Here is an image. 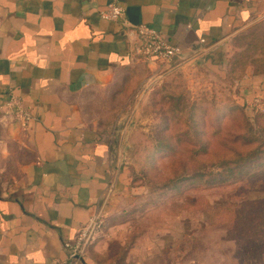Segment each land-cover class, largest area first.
Segmentation results:
<instances>
[{
	"label": "crops",
	"instance_id": "1",
	"mask_svg": "<svg viewBox=\"0 0 264 264\" xmlns=\"http://www.w3.org/2000/svg\"><path fill=\"white\" fill-rule=\"evenodd\" d=\"M110 3L182 49L174 69L223 71L225 46L264 23V0H0V264H74L65 244L99 216L78 264H202L191 221L146 209L121 144L86 119L87 93L169 70L137 60L134 33L101 17ZM238 93L264 99V71L250 66ZM12 96L28 122L6 110Z\"/></svg>",
	"mask_w": 264,
	"mask_h": 264
},
{
	"label": "rangeland",
	"instance_id": "2",
	"mask_svg": "<svg viewBox=\"0 0 264 264\" xmlns=\"http://www.w3.org/2000/svg\"><path fill=\"white\" fill-rule=\"evenodd\" d=\"M242 35L225 46L223 71L200 58L172 65L152 82L125 74L83 97L87 121L107 132L115 149L121 144L142 202L160 197L169 204L168 217L191 221L192 254L202 264H264V246L255 256L247 253L248 245H259L248 233L257 214L264 218V165L234 182L226 180L231 169L222 162L226 153L234 161L230 149L238 154L233 168L264 161V111L238 93L253 55L260 52L264 61V23ZM188 204L192 209L183 216L181 206Z\"/></svg>",
	"mask_w": 264,
	"mask_h": 264
},
{
	"label": "built area",
	"instance_id": "3",
	"mask_svg": "<svg viewBox=\"0 0 264 264\" xmlns=\"http://www.w3.org/2000/svg\"><path fill=\"white\" fill-rule=\"evenodd\" d=\"M101 17L104 20L121 22L127 32L134 33L135 40L132 52L136 55L137 60L153 62L158 64L161 69H167L182 54L180 47L168 43L156 29L145 24L133 25L129 23L125 19V9L116 3H110L107 9L101 13ZM249 106L264 111V99L256 98L250 102ZM1 110L2 107H0ZM6 110L15 111L18 119L22 121L28 122L31 119L30 113L16 97L12 96L10 98L6 104ZM102 225L103 220L101 217H95L83 225L73 241L65 244V248L69 251V258L74 264H78L83 260L85 248L90 238L101 229Z\"/></svg>",
	"mask_w": 264,
	"mask_h": 264
},
{
	"label": "trees",
	"instance_id": "4",
	"mask_svg": "<svg viewBox=\"0 0 264 264\" xmlns=\"http://www.w3.org/2000/svg\"><path fill=\"white\" fill-rule=\"evenodd\" d=\"M240 37H238V38H240ZM238 38L235 39V40H238ZM259 54H260V52H257L256 56L253 55V59H251L250 63H252L251 66H254V68L257 69L258 71H264V64H263L264 61L261 60V57L259 56ZM261 64L263 66H261ZM145 73H146V76H147L148 71L146 70ZM230 152L234 153V161H233V159H231V156L229 157V155L227 153L225 155V158L222 159V162L228 163L227 167L229 169H231L229 171V173H230L229 177L226 179L228 181L232 180L234 182H237V181H240V180H238L239 178L244 179L245 177L249 176L252 173L256 174L257 173V169L259 168V166H263L264 165V161L261 164H258L255 161H250V163H247L246 165L242 166L241 168H238V167L233 168L232 166L237 164L236 163V159L237 158L235 159V157H236V155L238 156V154L236 153V151L231 150V149H230ZM235 170H237V171H235ZM131 183L134 185V182L132 180H131ZM0 198H1V188H0ZM167 205H169V204H168V202L165 203L164 199H161L160 197H156L155 199H152V201L150 203H148V202L145 203L144 207L146 209L148 208V209H153V211H156L157 217L159 215H161V217H163V213H164V215H166V207H167ZM181 207L183 209L182 212H181L182 214L186 213V211H185L186 209L188 211H191L189 209H192L190 204H188L187 207L185 205H183ZM149 211H151V210H149ZM255 213H257V212H253L252 215L255 214ZM168 215L169 214H167L166 216H168ZM176 215H178V214H176ZM176 215L171 213V216H176ZM252 215L250 217H248V215H246V216L249 219V218L252 217ZM262 215L263 214H257V222L253 223V224H255L254 225V232L253 233L252 232L248 233L249 235L252 234V236H255V238L253 239L254 241L259 242V245H257V244L248 245V252L247 253H248V255L250 257H252L253 255L255 256L258 253V251L260 250V248H262L264 246V226L261 225L262 221H264V218H263ZM240 219L245 220L244 217H242Z\"/></svg>",
	"mask_w": 264,
	"mask_h": 264
}]
</instances>
